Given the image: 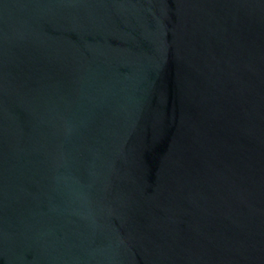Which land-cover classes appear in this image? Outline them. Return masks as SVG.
<instances>
[{
  "label": "water",
  "instance_id": "1",
  "mask_svg": "<svg viewBox=\"0 0 264 264\" xmlns=\"http://www.w3.org/2000/svg\"><path fill=\"white\" fill-rule=\"evenodd\" d=\"M0 264H264V0H0Z\"/></svg>",
  "mask_w": 264,
  "mask_h": 264
}]
</instances>
